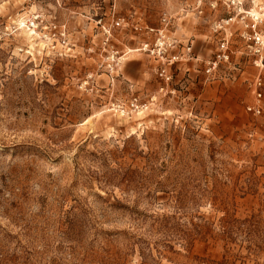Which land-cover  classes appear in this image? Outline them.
Wrapping results in <instances>:
<instances>
[{"label": "rangeland", "instance_id": "1", "mask_svg": "<svg viewBox=\"0 0 264 264\" xmlns=\"http://www.w3.org/2000/svg\"><path fill=\"white\" fill-rule=\"evenodd\" d=\"M252 22L227 0H0V264H264Z\"/></svg>", "mask_w": 264, "mask_h": 264}, {"label": "built area", "instance_id": "2", "mask_svg": "<svg viewBox=\"0 0 264 264\" xmlns=\"http://www.w3.org/2000/svg\"><path fill=\"white\" fill-rule=\"evenodd\" d=\"M230 1L233 4H236L237 7V13L240 14L242 12L249 15L253 22L251 24H247V26H250L252 29V32L246 33L245 38L251 43H249V46L255 50V52H261L262 49H264V34L261 33L259 30H257V24L259 22V18L256 13L253 12V9L245 10L243 9V4L245 0H227ZM254 2V0H252ZM264 13V8H262ZM233 18H229L226 22H230ZM241 19H244V16H241ZM117 25L121 24V21H116ZM229 46L228 41H223L220 45V51L217 54L216 58L214 60L209 61V66L207 68V72H211L213 69H215L219 62L223 59L228 60L230 58L229 54ZM256 62H259V64L264 67V55H260L259 58L256 59ZM162 76H164L166 79H169L170 76L166 74L165 72L161 73ZM256 94H257V103L256 104H249L247 109L251 111L254 114H261L264 112V102H263V90H264V78L262 76H258L254 82Z\"/></svg>", "mask_w": 264, "mask_h": 264}, {"label": "crops", "instance_id": "3", "mask_svg": "<svg viewBox=\"0 0 264 264\" xmlns=\"http://www.w3.org/2000/svg\"><path fill=\"white\" fill-rule=\"evenodd\" d=\"M189 47H190V45H188ZM191 48H192V46H191ZM183 49H185V48H183ZM193 56H197V58H201V57H203V58H206V56L208 55H206V53L205 52H202V51H200L199 49H196L194 52H193V54H192ZM196 58V59H197Z\"/></svg>", "mask_w": 264, "mask_h": 264}]
</instances>
